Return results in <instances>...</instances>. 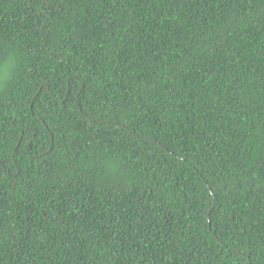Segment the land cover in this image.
I'll return each instance as SVG.
<instances>
[{
    "label": "trees",
    "instance_id": "obj_1",
    "mask_svg": "<svg viewBox=\"0 0 264 264\" xmlns=\"http://www.w3.org/2000/svg\"><path fill=\"white\" fill-rule=\"evenodd\" d=\"M0 264H264V0H0Z\"/></svg>",
    "mask_w": 264,
    "mask_h": 264
}]
</instances>
